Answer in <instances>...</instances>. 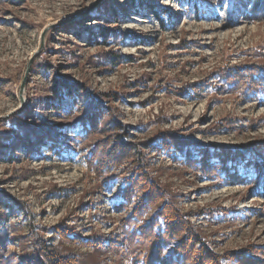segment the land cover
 Wrapping results in <instances>:
<instances>
[{
	"label": "rangeland",
	"instance_id": "1",
	"mask_svg": "<svg viewBox=\"0 0 264 264\" xmlns=\"http://www.w3.org/2000/svg\"><path fill=\"white\" fill-rule=\"evenodd\" d=\"M231 2L237 5L234 12ZM250 8L248 0H143L137 5L130 0H0V201L12 203L11 197L23 209L10 218L13 210L0 202V262L20 264L36 229L80 264H131L106 248L52 234L60 226L72 239L110 243L130 214L115 210L121 171L114 172L118 177L109 189L105 178H96L85 164L106 132L84 139L76 126L67 128L85 102L73 116L56 110L51 106L55 83L84 87L116 112L128 142H148L170 131L261 159L264 98L233 90L223 73L236 66L264 67V18L248 20L244 15ZM101 26L128 38L90 43L89 35ZM114 54H122L124 62H112ZM20 122L59 127L61 143L73 152L62 157L38 147L28 157L21 146L32 145L24 142ZM173 154L179 160L160 151L146 152V159L179 210L194 214L191 223L217 254L239 253L264 263V189L204 177Z\"/></svg>",
	"mask_w": 264,
	"mask_h": 264
},
{
	"label": "trees",
	"instance_id": "2",
	"mask_svg": "<svg viewBox=\"0 0 264 264\" xmlns=\"http://www.w3.org/2000/svg\"><path fill=\"white\" fill-rule=\"evenodd\" d=\"M130 1L137 5L143 0ZM248 1L251 2V8L244 16L248 20L261 21L264 18V0ZM230 6L233 12L237 8L233 2ZM158 8L153 5L152 10L160 17ZM113 11L116 20H120L122 14L115 8ZM163 14L171 17V13ZM110 38L120 43L121 39L128 37L101 26L95 34L89 35L88 40L90 43L107 44ZM124 58L122 54L110 57L111 61L117 64L124 62ZM126 62L131 60L127 59ZM223 73L227 84L233 90L249 97L264 98L263 66H236L224 69ZM195 87H190L192 92H196ZM83 88H73L62 82L55 83L52 89L54 101L51 106L73 116L74 108L80 102H85L74 124L66 127L73 130L76 126L81 131L79 137L84 139L101 131L106 132L107 136L99 139L85 157V164L96 178H105L109 189L114 187L118 177L114 172L121 171L119 176L124 177V182L114 196L115 210L119 213L130 210V214L121 219L119 233L110 243L72 239L69 231L60 226L51 229L52 234L72 242L91 244L98 249L106 248L131 264H264L239 253L217 254L191 223L189 218L194 214H184L179 210L175 196L152 176L146 159V152L160 151L177 161L179 159L173 154L176 152L180 154L183 163L204 177L232 185L251 183L264 189V146L259 149V159L232 147L205 145L170 131L162 132L148 142H128L125 139L126 133H120L124 125L117 119L116 112L104 108ZM107 117L111 119L107 121ZM19 124L25 133L24 142L32 145L21 146L22 152L28 157L32 156L38 147L62 157L73 152L71 147L61 143L57 133L59 127L44 129L26 123ZM253 172L258 174L254 176ZM9 200L12 203L0 202L13 210L7 217L14 218L17 210L23 212V209L13 198L10 197ZM31 234V242L20 264H80L79 258L59 251L40 230H32Z\"/></svg>",
	"mask_w": 264,
	"mask_h": 264
},
{
	"label": "water",
	"instance_id": "3",
	"mask_svg": "<svg viewBox=\"0 0 264 264\" xmlns=\"http://www.w3.org/2000/svg\"><path fill=\"white\" fill-rule=\"evenodd\" d=\"M43 40V39H42ZM43 42V41H42ZM24 84H25V81H24ZM24 86V85H23ZM22 89H23V87H22Z\"/></svg>",
	"mask_w": 264,
	"mask_h": 264
}]
</instances>
